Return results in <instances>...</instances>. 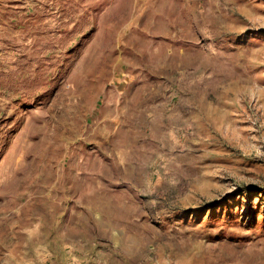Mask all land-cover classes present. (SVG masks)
<instances>
[{"label": "rangeland", "instance_id": "rangeland-1", "mask_svg": "<svg viewBox=\"0 0 264 264\" xmlns=\"http://www.w3.org/2000/svg\"><path fill=\"white\" fill-rule=\"evenodd\" d=\"M0 264H264V0H0Z\"/></svg>", "mask_w": 264, "mask_h": 264}]
</instances>
